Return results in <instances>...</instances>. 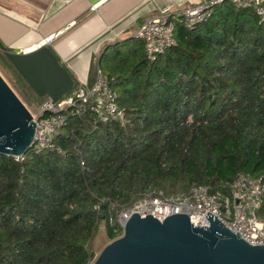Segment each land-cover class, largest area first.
<instances>
[{"label":"trees","instance_id":"obj_1","mask_svg":"<svg viewBox=\"0 0 264 264\" xmlns=\"http://www.w3.org/2000/svg\"><path fill=\"white\" fill-rule=\"evenodd\" d=\"M175 40L154 62L138 40L135 60L100 67L127 125L67 114L60 154L0 156V264H92L119 211L194 185L227 197L238 174L261 179L264 221V22L224 3L193 30L175 22Z\"/></svg>","mask_w":264,"mask_h":264},{"label":"built area","instance_id":"obj_2","mask_svg":"<svg viewBox=\"0 0 264 264\" xmlns=\"http://www.w3.org/2000/svg\"><path fill=\"white\" fill-rule=\"evenodd\" d=\"M224 3H230L240 10L252 9L258 20L264 22V0H200L172 15L164 11L140 25L136 39L143 44L145 58L154 62L166 50L176 46L175 22H181L186 29L193 30L196 25L210 19L214 10ZM42 45L31 47L23 53L35 51ZM68 94L56 104L45 98L34 109L24 105L35 125L34 142L26 154L11 157L15 162H24L29 154H60L61 149L55 145L54 139L66 127L67 114L80 117L90 113L99 122L116 123L120 126L129 123L125 111L118 106L117 93L100 69L90 86L78 84L75 92ZM262 194L260 178L238 174L230 185L227 197L210 194L208 187L194 185L186 195L166 197L159 194L143 197L119 211L116 221L123 231L126 221L133 214L143 218L150 215L159 222L171 215L185 214L189 215L192 226L208 227L204 216L208 213L245 242L259 246L264 245V221L257 217Z\"/></svg>","mask_w":264,"mask_h":264},{"label":"water","instance_id":"obj_3","mask_svg":"<svg viewBox=\"0 0 264 264\" xmlns=\"http://www.w3.org/2000/svg\"><path fill=\"white\" fill-rule=\"evenodd\" d=\"M0 53L36 98L56 104L74 87L69 72L46 45L30 53H12L0 43ZM34 135L30 113L0 76V156L26 154ZM204 216L208 227L192 226L185 214L163 222L133 214L122 236L92 264H264V245H250L216 217Z\"/></svg>","mask_w":264,"mask_h":264},{"label":"crops","instance_id":"obj_4","mask_svg":"<svg viewBox=\"0 0 264 264\" xmlns=\"http://www.w3.org/2000/svg\"><path fill=\"white\" fill-rule=\"evenodd\" d=\"M199 2L0 0V43L12 53H23L47 41L44 45L74 80L90 86L98 69L106 70L119 60H135L143 53L136 34L145 20L164 11L172 15Z\"/></svg>","mask_w":264,"mask_h":264},{"label":"rangeland","instance_id":"obj_5","mask_svg":"<svg viewBox=\"0 0 264 264\" xmlns=\"http://www.w3.org/2000/svg\"><path fill=\"white\" fill-rule=\"evenodd\" d=\"M3 60L4 59H2L0 56V76L26 107H28L29 109H34L39 104L38 100H36V97L32 94L31 91L29 92L28 90H26L23 85L19 83L13 75H11L12 72L10 68L5 64V60ZM7 68L11 73L7 70ZM122 234L123 231L119 237H121ZM111 242L112 240L108 239L105 234L104 225L101 224L93 243L95 257H97L101 253V251Z\"/></svg>","mask_w":264,"mask_h":264}]
</instances>
